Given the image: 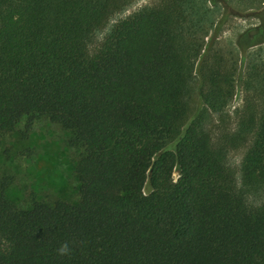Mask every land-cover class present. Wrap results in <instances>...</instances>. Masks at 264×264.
<instances>
[{
    "label": "trees",
    "instance_id": "trees-1",
    "mask_svg": "<svg viewBox=\"0 0 264 264\" xmlns=\"http://www.w3.org/2000/svg\"><path fill=\"white\" fill-rule=\"evenodd\" d=\"M137 1L0 0V145L44 117L81 152L76 205L20 210L0 177V264H264V24L238 36L239 69L213 51L264 1L157 0L111 24Z\"/></svg>",
    "mask_w": 264,
    "mask_h": 264
},
{
    "label": "rangeland",
    "instance_id": "rangeland-1",
    "mask_svg": "<svg viewBox=\"0 0 264 264\" xmlns=\"http://www.w3.org/2000/svg\"><path fill=\"white\" fill-rule=\"evenodd\" d=\"M156 2L157 0H139L125 13L113 17L111 24ZM248 14L227 17L213 48L214 53H219L236 70L240 65L235 45L238 36L248 29L264 24V13L259 17ZM104 35L105 32L97 38L96 46L102 42ZM242 105L243 93L238 87L225 110L224 121L213 116L208 127L210 133L216 137L223 130H233L237 123L236 115ZM197 108L198 100L194 99L192 116ZM71 137L68 131L44 117L35 118L29 128L26 119H22L13 133L5 135L0 145V177L6 175L12 178V184L5 192L6 199L20 210H29L36 202L49 205L58 201L70 205L78 204L80 183L75 167L81 152L70 147ZM245 151L246 148H240L228 156V164L236 172ZM173 179H177L176 172L173 173ZM144 192H148V187Z\"/></svg>",
    "mask_w": 264,
    "mask_h": 264
},
{
    "label": "clouds",
    "instance_id": "clouds-1",
    "mask_svg": "<svg viewBox=\"0 0 264 264\" xmlns=\"http://www.w3.org/2000/svg\"><path fill=\"white\" fill-rule=\"evenodd\" d=\"M66 251H67V249H66V246H64V247H62L61 249H60V253L63 255V254H66Z\"/></svg>",
    "mask_w": 264,
    "mask_h": 264
}]
</instances>
